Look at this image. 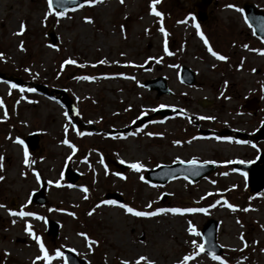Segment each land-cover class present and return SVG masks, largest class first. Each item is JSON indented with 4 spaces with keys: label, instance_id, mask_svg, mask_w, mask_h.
<instances>
[{
    "label": "rangeland",
    "instance_id": "rangeland-1",
    "mask_svg": "<svg viewBox=\"0 0 264 264\" xmlns=\"http://www.w3.org/2000/svg\"><path fill=\"white\" fill-rule=\"evenodd\" d=\"M194 1L158 0L153 5L152 0H98L64 16L53 12L45 19L46 0H0V72L42 84L48 91L63 89L74 106L68 114L55 100L29 93L32 86L14 90L0 82V156L4 158L0 162L4 177L0 180V205H4L0 207V264H46L35 260L42 254L25 231L26 223L53 257L47 264H65L62 255L56 256L57 250L62 254L65 249L88 264H135L140 256L147 258L140 264H178L185 255L194 256L187 264H220L206 253L197 255L198 248L192 244H203L200 232L209 220L217 223L216 244L222 260L264 264V190L251 193L244 175L230 164L254 161L264 154V141L243 144L234 136L235 132L253 135L264 120V55L260 54L264 44L241 12L242 3L264 8V0H216L207 11L199 30L226 61L210 57L197 36ZM152 7L162 15L153 16ZM49 32L57 37L55 47L49 45ZM165 47L172 55L165 53ZM68 59L76 64H63ZM182 65L195 73L196 85L180 82ZM84 76L95 79H77ZM158 77H164L173 94L158 96L140 85ZM251 98L259 101L255 113L244 108ZM160 105L171 114L153 116L124 133L111 132L131 127L142 113L153 114ZM198 128L210 134L200 136ZM226 129L230 135L220 139L212 132ZM32 132L39 133L38 148L28 153L33 163L25 165L24 148L15 141ZM108 159L123 160L128 167L121 171ZM191 159L211 161L215 169L193 184L184 178L163 185L140 179L159 165ZM137 161L144 164L140 172L129 167ZM66 164L78 177L74 184L63 177ZM37 175L45 185L44 204L28 201L39 187ZM110 193L121 203H102ZM119 204L141 211H205H166L141 218L126 213ZM22 208L43 219L9 214ZM46 219L59 223L56 238L47 235ZM79 233L98 243L89 246Z\"/></svg>",
    "mask_w": 264,
    "mask_h": 264
},
{
    "label": "water",
    "instance_id": "water-1",
    "mask_svg": "<svg viewBox=\"0 0 264 264\" xmlns=\"http://www.w3.org/2000/svg\"><path fill=\"white\" fill-rule=\"evenodd\" d=\"M83 0H54L53 10L56 12H63L72 8L77 7L82 3ZM212 0H196L192 6L195 9L196 18L203 22L207 19V8L211 4ZM243 12L245 19L249 26L253 28L254 34L264 42V13L260 10H257L254 5L245 3L243 5ZM49 42L51 46H55L57 38L53 33H49ZM0 79L13 82L15 84H22V81L14 77H6L4 74L0 73ZM181 81L186 85H194L196 83L194 73L191 72L186 67L182 68L181 71ZM142 87L147 88L150 91H155L158 96L163 94H171V91L167 88L164 78H156L152 80H145L142 84ZM35 90L39 93H42L47 96H52L58 94L57 97L59 103L64 106L68 112H72L73 107L71 100L66 96L64 91L61 90H51L47 91V88L43 85H35ZM245 108L251 111H256L258 109L257 100L249 99L245 102ZM167 112V111H166ZM157 114L165 115L164 111H159ZM156 115V113L154 114ZM151 119V115L141 116L135 121V124L132 127L120 130V132H127L131 129L137 128L144 125ZM241 134L237 133V136ZM245 136V135H244ZM252 139L262 140L264 139V123L261 128L257 131L256 135ZM26 146L31 150L35 151L37 147V134L28 136L24 140ZM115 166L119 167L120 170L126 168L125 164L116 163L114 161H109ZM259 162H264V158H259L256 163L243 164L239 162L233 163V167L236 170L243 171L246 174L247 185L250 188V191L257 192L264 188V166L257 168ZM214 167L211 164H200L197 163L196 171L199 172L198 175H193V167L187 163H176L172 166H160L154 170H149L145 173L144 179L149 183H159L165 184L166 182L176 178V177H186L190 182H197L199 179L207 176ZM66 178L71 182H75V176L71 173L70 169L66 170ZM44 187L38 192H35L31 201L35 203L43 204L44 199ZM107 200L121 202L114 194H108L105 196ZM48 230L47 233L56 237L58 234V224L52 220L47 221ZM216 226L217 223L214 220H209L203 227L201 235L203 237V244L205 245V253L209 255L212 253L214 255H219L221 253V248L216 244ZM64 257L67 264H87L84 259H78L74 253L69 250H64Z\"/></svg>",
    "mask_w": 264,
    "mask_h": 264
},
{
    "label": "snow or ice",
    "instance_id": "snow-or-ice-1",
    "mask_svg": "<svg viewBox=\"0 0 264 264\" xmlns=\"http://www.w3.org/2000/svg\"><path fill=\"white\" fill-rule=\"evenodd\" d=\"M96 2H98V0H85V3L86 4H90V5L91 4H94ZM120 2L123 3V0H120ZM157 2H158V0H152V4L153 5L155 3H157ZM46 3H47L48 12L45 14V19H47V16L48 15L53 14L54 0H46ZM226 7L231 8V7H233V5H226ZM151 14H153L155 16H158V17H160L162 15L160 12L156 11L155 7H152L151 8ZM55 15L56 16H64V12H62V11L61 12H56ZM85 20L88 23H91L92 22L90 17H85ZM24 30H25V25H24L23 22H21V24H20V32L22 33ZM122 31H123V26H122ZM159 31H161L163 33L165 30H164L163 27H161L159 29ZM17 34H19V33H17ZM197 35L200 36V38L203 41L205 47L207 48V51L213 57H215L217 60H220V61H226L228 59L226 56H224L222 54H219L216 51H213L212 47L209 45L208 40L204 37L203 33L200 32L198 25H197ZM245 47H247V46H245ZM21 50H23L22 44H21ZM164 51H165V53L167 55H172V53L168 51V48L167 47L164 48ZM252 51H256V50L255 49H252ZM260 54L264 55V51H262ZM0 58H2V56H0ZM149 59H151V58H149ZM157 62H159V61H157ZM98 63H106V61H99ZM63 64H76V61L75 60H72V59H68V60H65L63 62ZM80 66L83 67V65H80ZM62 67H63V65H62ZM25 71H28V69H25ZM253 71H255V70H253ZM77 79L93 80V79H95V77L84 76V77H77ZM11 87L12 88H16L17 85L16 84H12ZM20 91H24V89H20ZM27 91L32 92V91H35V89L29 88V89H27ZM0 107H3V101L2 100H0ZM160 107L163 108L164 105H160ZM153 111H155V109H153ZM181 112H183V109H181ZM65 115H67V114H65ZM142 115H143V113H142ZM6 116H7V113H5V118H6ZM200 119H214V117H200ZM262 123H264V122H262ZM65 130L67 131V129H65ZM78 135H84V133L83 132H80V133H78ZM147 135H150L151 136V135H154V134L153 133H147ZM217 139H220V137H217ZM224 139H229L230 140L231 138L226 137ZM15 142L16 143H19L21 145L23 144V141L20 140L19 138H17ZM62 143L68 144L69 147H72L73 151H75L74 146H72L69 143L68 140H64V141H62ZM175 143L179 144L180 141H175ZM28 155H29L28 154V150L25 148L24 149V161H23L25 165H28L30 163H33L32 161H29ZM3 159H4L3 156H0V162H2ZM242 162L243 161H241V163ZM101 163H103V161H101ZM120 163L123 164V163H125V161L121 160ZM180 163H184V161H180ZM204 163H211V161H204ZM187 164H189L190 166L193 167V173H192L193 175H198L199 174V172L196 171L197 161L195 159L188 160L187 161ZM129 167L132 170L136 171V172H140L141 169L144 168V164L141 163V162H139V161H137V162L130 163L129 164ZM2 168H3L2 163H0V171H2ZM22 175H23V173H22ZM117 175H119V174H117ZM124 178L125 177L121 176V179H124ZM3 179H4V177L3 176H0V180H3ZM39 179H40V177H39V175H37V180H39ZM140 179L143 180L144 177L141 176ZM48 183L51 184L52 181H48ZM57 186H60L58 181H57ZM82 191L85 192V193H87L88 192V189L87 188H82ZM84 198L87 199V196L85 195ZM102 203H104V204H116L117 202L116 201L106 200V201H102ZM216 203H219V201H217ZM0 207H4V205H0ZM97 207H99V205H97ZM119 207L122 208L126 213L131 214L134 217H141V218L153 217V216L158 215L159 213L166 212V211L167 212H171L173 214L196 213V212H204L205 211L204 208H170V209L158 208V209H156V211H151V210H149V211H141V210H136L133 207L128 206L127 204H119ZM148 207H150V206H148ZM228 207L229 208H232L233 210H235V206H233V205H228ZM247 210L248 209H244V211H247ZM50 211H51V209H50ZM93 211H94V209H93ZM93 211H90L88 213V215H92L93 214ZM9 214L12 215V216H18L20 218L28 217V216H35L34 213L24 211L23 208L21 210H19V211L9 210ZM69 214L70 215H74L73 213H69ZM35 218L36 219H43L42 217H39V216H35ZM13 223H15V221H13ZM25 231L28 232L32 236V238L36 241V243H37V245L39 247V251L42 254V256H37L35 258V260H41V259H43V261H45L46 264H47V262L50 261V260H52L53 257L51 255H49V253H48L47 249L45 248L44 244L41 242V238L38 235H35V233L32 231V228H31V225L30 224H27L26 223ZM194 234L197 235V236H199V233L198 232H195ZM79 235L84 236L85 240L88 241L89 246L95 245L96 243H98L95 240H90L86 236V234H84V233H79ZM241 239H243V237H241ZM192 244L196 248H198V253H196L197 255L199 253H202V252L205 251V245L204 244H196V241H192ZM262 251H264V249H262ZM61 255L62 254L60 253V251L57 250L56 251V256H61ZM209 255H211V258L213 260L219 261L220 264H227V261L222 260L220 256L214 255L212 253H209ZM146 259H147L146 257L140 256L136 260L135 264H140L141 261H145ZM192 259H194V256L193 255H185L183 257V260L182 261H179L178 264H187V262L189 260H192ZM34 264H35V262H34ZM122 264H129V262L128 261H122ZM148 264H154V262L149 261Z\"/></svg>",
    "mask_w": 264,
    "mask_h": 264
},
{
    "label": "flooded vegetation",
    "instance_id": "flooded-vegetation-1",
    "mask_svg": "<svg viewBox=\"0 0 264 264\" xmlns=\"http://www.w3.org/2000/svg\"><path fill=\"white\" fill-rule=\"evenodd\" d=\"M258 8L264 11V8H263V7L259 6ZM256 41H257V40H256ZM257 42H259V41H257ZM259 43H261V42H259ZM261 44H262V43H261Z\"/></svg>",
    "mask_w": 264,
    "mask_h": 264
}]
</instances>
